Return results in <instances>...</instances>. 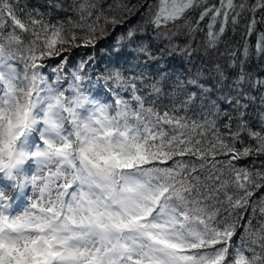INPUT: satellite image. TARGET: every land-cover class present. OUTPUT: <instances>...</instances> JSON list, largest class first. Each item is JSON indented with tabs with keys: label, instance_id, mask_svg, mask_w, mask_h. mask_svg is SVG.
Segmentation results:
<instances>
[{
	"label": "snow or ice",
	"instance_id": "1",
	"mask_svg": "<svg viewBox=\"0 0 264 264\" xmlns=\"http://www.w3.org/2000/svg\"><path fill=\"white\" fill-rule=\"evenodd\" d=\"M18 5L19 0H0V174L13 182L16 199L26 203L17 210L0 191V264H264V220L255 229L249 220L236 244L237 223L217 220L220 209L210 203H226L232 215L251 206L255 193L264 189V169L253 172L233 163L264 155V114L261 130L255 131L240 112L229 143L219 133L217 101L208 98L212 88L201 83L199 71L175 81L171 97L179 102L159 110L156 101L168 77L161 71L149 79L147 62L156 56L131 29L117 44L126 40L145 61L144 69L138 76L109 73L104 80L111 102H101L85 84V61L69 74L65 56L70 47L94 46L97 31L103 34L100 16L92 19L89 11L95 5L89 0L73 4L81 21L91 20L73 25L85 30L82 45L75 43L76 32H66L62 22L49 23L38 11L26 12L22 20ZM123 9L134 11L129 5ZM197 9L193 23L186 14ZM262 9L264 0L252 5L247 0H219L218 5L157 0L147 6L145 24L156 39L171 41L180 29L194 39L208 17L204 43L215 49L229 21L235 27L245 10L253 13L246 33L251 36L254 14ZM109 23L120 21L104 17V25ZM169 25L177 31L161 32ZM171 51L191 56L193 49L171 46ZM249 54L244 47L242 55ZM255 54L264 55V34ZM54 57L59 62L49 76L44 61ZM215 75L219 86L228 79L219 66ZM247 79L241 69L231 87L239 91ZM189 85L199 92L188 90ZM258 86L264 87V81H252L253 88ZM197 102L207 108L202 122L179 115ZM235 103L241 107L239 99ZM231 119L225 128L231 129ZM241 132L255 145L237 148V141L243 143ZM26 165H35L31 175L25 174ZM259 213L264 217V198Z\"/></svg>",
	"mask_w": 264,
	"mask_h": 264
},
{
	"label": "trees",
	"instance_id": "2",
	"mask_svg": "<svg viewBox=\"0 0 264 264\" xmlns=\"http://www.w3.org/2000/svg\"><path fill=\"white\" fill-rule=\"evenodd\" d=\"M82 0H19V17L25 19L26 12L36 11L43 14L44 19L49 23L56 24L62 22L65 31H74L78 34V38L82 40L84 29L73 27L78 23H88L89 21H81L80 15L73 8V4L78 7ZM241 0H236L239 4ZM90 4H94V8H90L92 12V19H95L97 15L100 16L99 23L104 27V32L101 34L97 31V41L94 46L77 47L67 56L68 64L66 65L67 71L70 72L80 65L81 61L84 63V73L88 77L85 81L90 93L101 102H111L112 93L105 86L104 78L109 73L120 71L122 75L130 76L133 73L139 75L144 69L145 61L142 58H137V54L131 50L126 40H121L120 44H117L122 36H126L127 32L131 29L137 32L136 39L138 41H144L150 47L153 55L156 56L155 61L147 62V73L149 79L157 77L158 73L163 71L168 79L164 82V94L160 96L156 101V106L159 110L171 109L173 103H178L179 100H173L171 97V90L174 87V82L179 80H186L189 77L195 75L198 71L203 74L201 83L212 88V91L208 94L210 100L217 101L218 108L221 115L217 119V125L219 127V133L223 138L231 143V138L228 135L229 131L236 132L239 125V113L244 112L243 119L247 122L249 128L259 131L261 126V115L264 114V103H262V97H264V87H252V81L261 80L264 81V55L257 56L255 54V45L260 34H264V9L256 12L254 18L256 20L254 31L251 36L246 35L247 26L253 19V13L245 10L241 15L239 23L233 27L231 20L227 26V30L220 38V42L215 49H207L205 47V40L207 39V25L209 18L205 17L200 22V31L195 34V38H190L184 34V29H180L178 34L171 37V41L161 37L155 38V32L151 25L145 24V20L148 18L146 9L149 4L155 5L157 0H89ZM249 5L255 3V0H247ZM209 4H219V0H209ZM123 5L133 6L134 11L129 14L124 11ZM154 11V9H153ZM199 9L191 11L186 15L191 18L195 23L199 16ZM211 15V14H209ZM104 17H115L120 21L118 24L104 25ZM182 23V21L178 22ZM220 27L219 23L216 24V29ZM141 28L146 29L143 33L139 30ZM8 29H5L7 31ZM177 31L172 25L168 26V29H161V32ZM125 34V35H124ZM27 40V36H25ZM96 39V40H97ZM106 41V42H105ZM108 42V43H107ZM171 46L179 49H184L185 46L193 49L192 55L188 56L182 51H171ZM250 48V54L247 58L242 55V49L244 47ZM134 47V45H133ZM59 62V57L46 59L44 63L47 65L45 71L49 76L52 75L51 67L55 66ZM235 63V67H231L230 64ZM219 66L225 72L228 77L223 82L222 86L217 85L216 71ZM241 69L248 77L245 83L242 85L239 91L231 87L233 81L236 79ZM112 85L113 82L109 80L107 82ZM139 84V81L137 82ZM114 86V85H113ZM188 90L199 92V89L188 86ZM147 89H143V92L147 94ZM124 98H129L128 93L121 92ZM183 97L181 96L180 99ZM232 100V103H228L227 99ZM254 98V99H253ZM239 99L241 107H238L235 101ZM247 105V107H242ZM207 114V108L202 109L199 103H194L189 107L187 111L181 110L179 115H186L189 119H195L197 121L203 120V116ZM232 119L231 129L225 128L223 125L228 123V117ZM208 138H212L211 132L208 134ZM240 140L243 143L237 141L236 147L243 148L246 145H255V141L250 139L247 132H241ZM187 159V158H186ZM218 160L224 161L228 157L219 156ZM199 163V161H196ZM238 168H247L253 172L264 169L263 159H246L242 158L238 161H233ZM217 167H222L218 164ZM227 172L225 173V178ZM234 188H229V192H235ZM264 198V189L258 190L252 197L251 206L246 209L232 210V215H229L227 204H221L218 202L210 203L214 204V207L219 208L220 212L217 216V220L227 219L230 222L237 223V234L233 237L236 244L240 243V237L244 234V226L249 220L252 221L253 228H258L259 224L264 217L259 213L260 200ZM220 199H223L221 194ZM253 207L256 208V212H253Z\"/></svg>",
	"mask_w": 264,
	"mask_h": 264
},
{
	"label": "rangeland",
	"instance_id": "3",
	"mask_svg": "<svg viewBox=\"0 0 264 264\" xmlns=\"http://www.w3.org/2000/svg\"><path fill=\"white\" fill-rule=\"evenodd\" d=\"M97 41L100 40H95L94 43H96ZM76 44L78 45H82L84 43L83 39L81 40L80 38H77V40L75 41ZM92 46V45H89ZM64 47H69L67 45H65ZM83 47V46H81ZM74 48L77 47H70L69 51L65 53V56H68L72 50H74ZM251 158H255V159H263L264 155H250L248 157H246V159H251ZM35 169V165H26L25 166V174L26 175H31L32 172ZM13 182L7 181L2 177V174H0V191L4 192V195L6 198H8L10 201L13 202V206L14 208H16L17 210H19V207L23 204L26 203V201L21 197L20 199H16L18 196V191L12 186ZM30 192V189H29Z\"/></svg>",
	"mask_w": 264,
	"mask_h": 264
},
{
	"label": "bare ground",
	"instance_id": "4",
	"mask_svg": "<svg viewBox=\"0 0 264 264\" xmlns=\"http://www.w3.org/2000/svg\"><path fill=\"white\" fill-rule=\"evenodd\" d=\"M125 35V34H124ZM106 42V41H105ZM108 43V42H107Z\"/></svg>",
	"mask_w": 264,
	"mask_h": 264
}]
</instances>
